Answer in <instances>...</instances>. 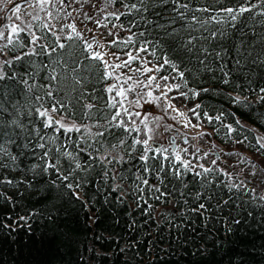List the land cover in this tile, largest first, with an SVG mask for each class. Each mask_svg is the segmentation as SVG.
<instances>
[{
  "label": "trees",
  "instance_id": "obj_1",
  "mask_svg": "<svg viewBox=\"0 0 264 264\" xmlns=\"http://www.w3.org/2000/svg\"><path fill=\"white\" fill-rule=\"evenodd\" d=\"M66 2L72 5L61 8L52 0L59 23L83 21L80 30V24H75L85 39L96 35L101 42L93 32L97 20L102 27L123 25L121 37L135 34L133 44L107 47L134 51L147 40L149 59L157 65L164 57L172 60L184 78L170 65L160 72L181 85L175 89V102L194 107L199 118L212 117L207 128L215 129L218 140L239 144L228 149L238 162L209 165L208 172L184 170L145 152L143 145H133L139 131L125 132L111 120L118 108L107 107L111 93L104 89L109 80L101 78L103 66L98 61L86 59L89 53L83 51V41L62 37L65 48L48 54L38 45L55 46V36L40 27V21L23 15L41 39L35 55H23L34 47L26 32L19 37L24 47L14 42L0 52V71L6 76L0 80V264H264V172L257 173L255 160L254 173L245 167L251 159L241 156L240 150L241 144L256 150L257 140L264 136V100H260L264 96L260 91L264 88V15L260 14L264 6L259 0H247L257 7L232 27L220 9L236 8L243 0H181L189 4L188 10L179 9L186 11L185 20L173 12L170 0L167 4L144 0L143 5L140 0H116L106 8L105 0H88L87 8L76 10L72 17L65 13L75 9V2ZM133 3L141 11L123 7ZM203 8L209 11H197ZM108 11L124 15L116 20L106 17ZM27 12L39 14L38 9ZM85 12L90 22L84 19ZM192 16L208 22L202 26ZM173 19L176 31L168 36L167 25ZM41 21L52 24L49 18ZM5 24L7 35L13 21L1 18L0 26ZM19 25L23 27L22 22ZM213 31L218 33L215 39L210 35ZM189 38H194L191 45L186 43ZM5 43L0 40V47ZM16 55L22 59H12ZM5 60L12 63L3 64ZM52 68L59 74L58 81L49 78ZM72 68L77 69L81 84L75 83ZM46 84L51 85V97L45 95ZM36 96L43 99L37 101ZM61 101L65 107L59 106ZM86 103L95 105L90 115ZM40 104L58 108L54 119L87 126L93 134L102 131L104 136L90 135L83 128L70 133L58 126L45 128L35 112ZM118 120L130 126L128 116L122 114ZM142 155L147 159L141 160ZM200 204L205 208L199 209ZM237 219L239 225L234 223Z\"/></svg>",
  "mask_w": 264,
  "mask_h": 264
},
{
  "label": "snow or ice",
  "instance_id": "obj_2",
  "mask_svg": "<svg viewBox=\"0 0 264 264\" xmlns=\"http://www.w3.org/2000/svg\"><path fill=\"white\" fill-rule=\"evenodd\" d=\"M25 4H27L28 8H33L36 7L39 9V12H46L47 17L50 18V20H59L60 19V14L59 12L56 13V15H53V12L48 10L47 6H51L52 8H55L56 5L52 4V0H35V3H31L29 2V0H24ZM75 3L79 4L81 3V0H74ZM85 3L88 2V0H84ZM162 2L164 4L169 3V0H162ZM170 2L174 5L173 7V12L176 13L177 16H179V18L181 20H185L187 19V15H186V11H179V9H184V10H188L189 9V4L188 3H181V0H170ZM0 3L4 4V7L0 8V11H4L5 9H7V11H10L12 13V16H6L5 19L7 20H12L13 16L15 17L16 20L21 21L23 23V27L19 24H12L11 25V30L7 32V35H5V30L8 28V25H2L0 26V40H5L6 43L0 47V52H3V49L8 48L9 46L13 45L14 42L19 44L21 47H24L25 44L23 42V40L19 39L20 34L23 32H26L29 36H30V40L28 41L29 44H31L33 47V49L30 52H25L23 53V55H35L37 54L35 52V46H37V42L41 39L40 36H38L35 32H33L32 29V23H25L22 20V17L20 15L21 13V4L16 3L15 0H0ZM57 3L61 6V8H63L64 6H71V3L69 2L68 5H66L65 0H57ZM116 3V0H105V8L113 5ZM259 3L264 6V0H259ZM8 4H12L13 6L11 8H7ZM140 4L143 5L144 4V0H140ZM124 8L128 9L130 12L132 10H135L137 12L141 11V8L138 7L137 4L133 3V4H124L123 5ZM257 7V4L252 3V4H248L247 0H243L242 3H240L238 5V7L233 8V7H223L220 9V11L222 13L225 14L224 19L227 21H231L232 23V27H235V23L239 17L243 16L245 13L251 12L253 9H255ZM105 8H101L100 11L104 12ZM144 11H147V9H143ZM197 11H209L208 8H203V9H197ZM72 11H68L65 13L66 17H72ZM261 15H264V11H262L260 13ZM24 15L27 16H31L32 17V22L35 21H40V27L48 30L49 32L52 33V35L55 36V46L49 47L48 45H44V44H40L38 45L40 48L44 49V51L48 54L55 52L57 50V48L59 49H64L65 48V44L61 43V36L56 34L55 31H53V29L55 28V25L51 24L50 22H44L41 21V17L40 15L37 13L35 15H33V13L31 12H25ZM84 19L85 20H89L91 19L90 15L85 12L84 14ZM124 15V13L120 12L117 13L115 11H108L106 13V17H115L116 20H120L121 16ZM210 20H216L217 22H219V20H217L216 17H210ZM191 20L193 22L199 23L203 26L204 23H207L208 21L205 20H201L199 18H197L196 16H192ZM101 21L97 20L96 24L97 26H101ZM175 23V19H173L168 25L167 27L170 28V31H166V35L171 36L176 30L175 28L172 27V25ZM104 27H107V25H103ZM157 27L160 28H165V25H156ZM118 27L117 25H113V28ZM120 28H123V25H119ZM65 29H68L69 31L65 32ZM87 31L92 32V29H87ZM128 31H131V29H128ZM59 32L60 33H64V39L72 41V40H80L83 41V51L89 53V55L86 57V59H90L92 61H98L100 65L103 66V71L101 73V78L103 80H109V79H114L116 81V83L107 85L104 89L105 92L107 93H112L115 92V96L112 97V99L108 102L107 107L109 108H118V110L112 115L111 120L112 121H118L116 123V127H121L124 129L125 132H136L139 131V127L137 124V119L139 120V124H143L144 128L147 130V132L145 133V135L147 136L146 139H142V138H137L133 140V145H144L145 146V152H147L148 150L151 149V145L149 144L150 140H155V137L153 135H149L148 133L153 132L152 128H149L148 126V120H149V116L150 113L145 112L143 114V116H141L140 112H132L129 110L128 107L124 106V100H127L128 93H132V92H137L141 87L146 88V89H151V87L154 85L156 89L161 90L160 95L159 96H153V93L151 90L146 91L145 93H143V95H141L138 99L134 100V101H130L129 105L130 106H134V107H142L141 104V100L144 99V96L150 97L151 99H147L144 100V103H148L151 104L153 102H159L162 98L164 100V102L167 104V108H165V103H158V106L161 108H165V111L167 110H172L174 112H177L178 115L180 116H184L185 114L182 112H179V110L175 107V105H173L170 102L168 93L171 92L173 89H177L179 90L181 88L180 84H168L167 81L169 80L168 76H160L157 77L156 75H150V73L152 72H156L159 73L161 68L164 67V65H170L172 67V70L174 72L177 73V75L183 79L184 78V73L178 70V66L169 58L164 57L163 58V63L158 65V66H154V67H149L148 64L150 63V61H146L144 60L142 57L139 56L140 52H145L147 53L149 51V41L145 40L142 42L141 46L138 47L136 49V52L133 53L131 51H125L123 53V55L126 57V59H122L120 55H118L115 52H105L103 51V49L106 47L105 43H101L100 40L97 38L96 35H93L91 37V40L85 39L83 34L77 30L76 24L75 23H66V24H61L60 28H59ZM134 35H129L126 39L119 37L118 34L113 33L111 31H109L108 36H112L114 37L113 39L107 41V45L108 46H117V47H123L126 48L128 45L133 44L134 42ZM140 36H144L145 33L144 32H140L139 33ZM211 38L215 39L218 35L217 32L213 31L211 34ZM220 35H223V33H220ZM193 39L194 38H189L187 40V45H191L193 43ZM189 51H191V49H188ZM205 53L208 51L207 49L203 50ZM153 56L156 55L155 51H153L151 53ZM217 56L220 55L219 52L216 53ZM106 57H111L112 59H115L116 61H118L117 63H112L110 59L106 58ZM12 59L14 60H21L22 59V55H16L14 56ZM136 61L140 62V66L133 68L132 64ZM201 63H204L203 60L200 61ZM12 60H5L3 61V64H11ZM57 64H59V61H56ZM237 64H239V60H237ZM66 66V65H65ZM0 67H2V65H0ZM45 67H48L47 65ZM123 70V69H128L129 72H132L134 74H137L138 76H145V81H141L140 79L136 78L134 79L133 76L131 75H127L125 72L120 71L117 72V70ZM210 70V69H209ZM70 71L73 73V79L75 80L76 84H81L82 83V79H77L75 76V73L77 72L76 68H72L70 69ZM221 71H223V69H221ZM225 76L228 75L227 72L224 73ZM6 78L5 74L0 71V80H4ZM49 78L52 81H58L59 79V74H57L56 69L52 68L50 73H49ZM159 80L164 81V84H160L159 82H157ZM129 81H131L132 83L129 84ZM24 84H27L28 82L26 80L22 81ZM224 83H228L227 79L223 80ZM186 86V81H185V85ZM42 87H44L45 89H48V91L45 92V95L51 97L52 96V91L51 89V85L50 84H46L43 85ZM204 91H207L208 89H203ZM261 92H264V88L260 89ZM180 96H186V93L184 92H180L179 93ZM116 97H121L123 98L122 100H116ZM35 99L37 101H40L43 99V97L41 96H36ZM237 102L240 101L239 97L235 98ZM260 100H264V96L260 97ZM60 107H65V105L63 104V102H60ZM84 107L86 109H88V113L87 114H91V109H93L95 107L94 104L91 103H86L84 105ZM201 106L198 104L196 105V108H200ZM58 111V108L56 106L49 108H46L43 104H40L39 107L35 108V112L37 114L38 117L43 118V124L45 128H51L53 126H58L60 129H63L64 132L66 133H70L73 131L76 132H80L81 129L83 128L85 132H88L90 135H95L97 137H102L104 136V132L102 131H97L96 133H91L90 129L87 126L84 125H77L75 122H72L71 124L66 123L63 118H59V119H54L53 114L56 113ZM190 111H192L194 114L195 113V109H190ZM125 115L128 117H135L134 119H131L130 121V126L126 125V122L123 120H118L119 117H121V115ZM197 115V119H199V114ZM204 115L207 117V113H204ZM209 119V121L211 122V120L213 119L212 117H207ZM153 119L157 122L156 126L159 127V121L161 120L160 117H153ZM216 119H219V117H216ZM12 124H16V120L13 119L11 121ZM109 123H111V121H109ZM188 123H191V121H188ZM237 123H239V121H237ZM96 125H93V127H95ZM188 124H185V127H187ZM198 125H193V127H197ZM171 125H165L164 126V132H168L171 129ZM228 127L229 132H232L233 129L230 125L226 126ZM240 142V141H238ZM121 145L125 143L124 140H120L119 142ZM257 144L259 145V147L261 149H264V136H261L258 140H257ZM39 147H44L43 144L38 145ZM113 147H116L115 145H113ZM155 151L157 153H165L168 150L166 148H156ZM65 155H71L70 153H66ZM141 160H146L147 157L146 155H142L140 157ZM165 159H167V157L165 156ZM176 160H180L179 155L176 156ZM213 163H215V161H213ZM187 166V165H185ZM48 167H52V165H49ZM76 167L79 168L80 165L79 163L76 164ZM205 172L210 171V169H204ZM197 175H199V173H197ZM63 179L67 180L68 177L64 176ZM9 183H11V181H9ZM145 184L148 183L147 180L144 181ZM68 187H71V185H68ZM157 191H159V189H156ZM199 195V194H198ZM227 203V202H225ZM205 205L204 204H200L199 205V209H204ZM21 219H24L23 217H21ZM234 223L239 225L241 223L240 220H234ZM229 231H231V227H229L228 229Z\"/></svg>",
  "mask_w": 264,
  "mask_h": 264
},
{
  "label": "rangeland",
  "instance_id": "obj_3",
  "mask_svg": "<svg viewBox=\"0 0 264 264\" xmlns=\"http://www.w3.org/2000/svg\"><path fill=\"white\" fill-rule=\"evenodd\" d=\"M67 0H65L66 2ZM6 2V0H5ZM16 3L21 4V13L20 15H24V11L27 12L28 9H38L36 7L33 8H28L27 4H25L24 0H15ZM31 3H35V0H29ZM67 3V2H66ZM3 4V3H2ZM59 5V4H58ZM72 5V4H71ZM75 9L72 11L73 15H75V11L78 9H85L87 8V4L84 2V0H81V3L77 4L75 3ZM13 5L8 4L7 8H11ZM60 6V5H59ZM4 7V4H3ZM48 10L54 11L53 15L55 16L58 10L56 8H52L51 6H47ZM39 11V9H38ZM89 11V10H88ZM2 13L0 14V20L1 18H5L6 16H12V13L10 11H7L5 9L4 11H1ZM77 12V11H76ZM39 15L42 19L47 20L49 17H47L46 12H39ZM29 19V18H28ZM50 19V18H49ZM23 20V18H22ZM13 24H19L21 21H18L15 19L13 16L12 18ZM24 21V20H23ZM90 22L89 20H87ZM83 23V21L75 20L76 24ZM87 22V23H88ZM52 24L55 25V29L58 30L57 34L62 37H64V33L59 32L60 25L63 23H59V20H52ZM79 30L82 27V24L77 25ZM11 30V26H10ZM93 32H96L99 34V37L101 39V43H105L106 47L103 49L105 52H115L118 55L121 56L122 59H126V57L123 55L125 51H113L110 49V47H107V42L104 41V39L111 40L114 37L108 36L109 31L118 34L119 37L123 36V33L121 32V28L116 27L113 28V25L107 24V27H102L98 26L93 29ZM123 38V37H122ZM62 41H64L62 39ZM133 53L136 52V50L131 51ZM139 56L142 57L146 61H150L148 64L149 67H154L158 66L162 63H159L157 65L156 61H153L148 58L147 53L145 52H140ZM111 60L112 63H117L115 59H112L111 57H106ZM140 66V62L136 61L132 64V67H138ZM123 71L127 75L133 76L134 79L138 78L141 81H145V76H138L137 74H134L132 72H129L128 69H123V70H117V72ZM161 71V70H160ZM150 75H156L157 77L164 76L161 72L156 73L155 71L150 73ZM160 84H164L165 82L162 80L158 81ZM116 83L114 79H109V85ZM132 82L129 81V84ZM168 84H174L170 80L167 81ZM151 90L153 93V96H159L161 90H158L155 88L153 85L151 89H146L141 87L137 92H132L128 93L127 100H124V106L128 107L130 111L132 112H140L141 116L145 112L150 113L149 120H148V126L149 128L153 129V132L148 133L149 135H153L155 137L154 142L159 143V146L153 148L151 146V149L148 150L147 152L153 153L154 156L159 155L162 159L169 161L170 163L174 164L177 167H182L184 170H198V169H205L208 168L209 165H214V164H231L233 162H238L234 154L230 155L228 154V149H235L239 147V144L237 145H229V144H222L216 135H214L215 129L210 130L207 128V123L208 119L205 120L203 118L197 119V112L195 111L196 114H194L190 109H194V107H189L185 104H180L175 102L174 96H175V89H173L171 92L168 93V96L170 99V102L175 105V107L179 110V112L184 113V116H180L177 114V112H174L172 110H167L165 111V108H167V104L164 102L163 98L159 102H153L151 104L144 103V100L151 99L150 97L144 96V99L141 100L142 107H134L130 106L129 102L134 101L138 99L143 93L146 91ZM115 96V92L113 94L111 93L110 98ZM123 98L121 97H116V100H122ZM158 103H165V108H161L158 106ZM123 114V113H122ZM153 117H160L161 120L159 121V127L156 126V121L153 119ZM131 119H134L135 117H129ZM188 121H191V123H188ZM68 124H71L72 122H66ZM137 124L139 127V136L142 139H146L147 136L145 133L147 130L144 128L143 124H139V120L137 119ZM185 124H188L187 127H185ZM165 125H171V129L168 132H164V126ZM193 125H198L197 127H193ZM153 140L149 141L150 142ZM226 142H228L227 139H225ZM224 142V143H226ZM234 143V141H233ZM151 145V144H150ZM144 146V145H143ZM166 148L168 151L161 154L157 153L155 151L156 148ZM174 147V149H172ZM145 148V146H144ZM240 150H241V156L250 158L245 167L249 168L251 172H255L253 170V167L255 166V163L253 161H258L256 171L259 173L260 171L264 172V154H261L263 151L261 148H257L256 150L249 151L248 149L245 148V144L240 145ZM179 155L180 160H176V156ZM165 156L167 159H165ZM215 161V163H213ZM187 165V166H185ZM257 177V174H255Z\"/></svg>",
  "mask_w": 264,
  "mask_h": 264
},
{
  "label": "water",
  "instance_id": "obj_4",
  "mask_svg": "<svg viewBox=\"0 0 264 264\" xmlns=\"http://www.w3.org/2000/svg\"><path fill=\"white\" fill-rule=\"evenodd\" d=\"M151 146H153V147H157V146H159V143H156V142H154V141H151ZM172 148H174V147H172Z\"/></svg>",
  "mask_w": 264,
  "mask_h": 264
}]
</instances>
